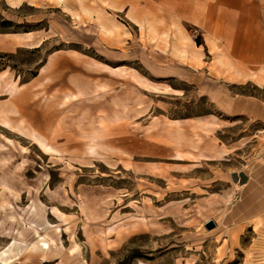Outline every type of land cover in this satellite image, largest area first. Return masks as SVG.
Wrapping results in <instances>:
<instances>
[{"label": "rangeland", "instance_id": "rangeland-1", "mask_svg": "<svg viewBox=\"0 0 264 264\" xmlns=\"http://www.w3.org/2000/svg\"><path fill=\"white\" fill-rule=\"evenodd\" d=\"M199 1L175 60L165 7L0 0L30 31L0 48V264H264L230 178L264 161V0Z\"/></svg>", "mask_w": 264, "mask_h": 264}, {"label": "crops", "instance_id": "crops-1", "mask_svg": "<svg viewBox=\"0 0 264 264\" xmlns=\"http://www.w3.org/2000/svg\"><path fill=\"white\" fill-rule=\"evenodd\" d=\"M24 0H6L9 5L17 6ZM112 10L116 12L126 11L131 15L132 20L135 16L140 19L145 17H153V27L162 28L165 25L159 20L162 17V8L165 7L166 11H169L174 21H177L176 36L173 37V44L176 46L171 52L170 58H191L192 53H188L189 50L195 48L193 46L192 39L187 41L189 43L184 44L183 33L184 28L187 29L188 22L203 20L207 9L202 2H196L195 0H111ZM224 1V0H222ZM165 6H162V4ZM217 10V24L222 19L223 13L227 7L223 4H216ZM137 23L140 22L137 20ZM141 25V24H140ZM147 25V24H144ZM142 26V25H141ZM30 32V31H23ZM23 32L21 31H0V48L10 46L12 44H20L23 40ZM29 38V37H28ZM178 46L186 50V53H179ZM199 47L200 44L196 43ZM263 51V50H261ZM263 57L256 58V60H263ZM258 57V56H257ZM237 59H235V63ZM246 69V68H245ZM245 69L243 71H245ZM174 124V123H173ZM178 125V124H177ZM175 126V124L173 125ZM254 157V156H252ZM250 158L246 165L239 168H232L230 171V178L232 183L240 189L242 193L239 199L238 208L245 209L247 213L254 214L256 211L264 206V161H253ZM263 157V155H262ZM264 158V157H263ZM264 160V159H263Z\"/></svg>", "mask_w": 264, "mask_h": 264}, {"label": "water", "instance_id": "water-1", "mask_svg": "<svg viewBox=\"0 0 264 264\" xmlns=\"http://www.w3.org/2000/svg\"><path fill=\"white\" fill-rule=\"evenodd\" d=\"M215 221L213 219H209L207 222H206V226L208 228H212L214 225H215Z\"/></svg>", "mask_w": 264, "mask_h": 264}, {"label": "bare ground", "instance_id": "bare-ground-1", "mask_svg": "<svg viewBox=\"0 0 264 264\" xmlns=\"http://www.w3.org/2000/svg\"><path fill=\"white\" fill-rule=\"evenodd\" d=\"M35 142L45 145V142L43 140H41V139L35 140Z\"/></svg>", "mask_w": 264, "mask_h": 264}]
</instances>
